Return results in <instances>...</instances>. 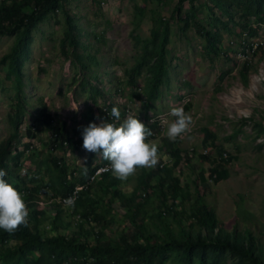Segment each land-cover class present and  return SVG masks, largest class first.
<instances>
[{
  "label": "rangeland",
  "instance_id": "obj_1",
  "mask_svg": "<svg viewBox=\"0 0 264 264\" xmlns=\"http://www.w3.org/2000/svg\"><path fill=\"white\" fill-rule=\"evenodd\" d=\"M222 1L226 10L209 0H199L196 4V22L218 32L221 39L218 44L220 52L208 55L205 49L207 40L197 33L193 22L185 28L191 8L188 1L182 6L181 14L173 17L179 0H68L65 7L78 26L79 53L84 55L83 64L77 59H66L62 54L66 30L62 10L35 29L29 60L24 66L23 96L28 112L20 129L27 142V130L38 119L42 99L49 113L58 122L66 124V131L71 137H76L80 129L83 131L91 123L99 125L105 121L102 111L108 106L118 107L121 117L115 123L117 126L128 115L138 118L153 132L151 140L158 143L161 156L170 157L168 161L161 159L160 165L169 168L180 187L192 194L184 209L189 211L194 205L197 195L194 183L202 172L206 174L210 187H202L198 183L197 192H203L223 228L228 232H251L264 249V132L259 134V128L255 125L258 121L264 125V23L261 24L253 14L255 8L251 0ZM261 13L264 15V5ZM166 23L169 26L167 75L160 86L158 98L148 101L144 89L150 78L148 70L154 61L143 65L137 88L127 85V75L145 55V45L153 48L154 27ZM251 29L258 34L252 36L247 31ZM15 41L13 36L0 37V61L11 51ZM259 47H262V52L258 50ZM247 64L250 65L249 82L245 85L241 73ZM5 75L6 72L0 67V143L12 132L9 116L16 102L15 83L5 80ZM256 77L259 81L255 83ZM96 87L102 93L93 96L91 92L94 94ZM136 91L141 94L140 99L135 98ZM74 103L79 105L78 112L71 109ZM186 106H189L186 112L193 117L191 130L183 138L171 142L164 135L161 121L172 119L169 116L171 108L185 109ZM154 122L159 127L151 128ZM36 127L40 130L35 142L38 146L36 151L42 152L35 159V168L37 162L47 158L62 159L65 164L73 166L80 162L85 166L83 163L87 158L94 167L103 161L101 156L83 148L75 153L60 151L50 156L49 146L42 138L50 135L39 125ZM202 128L215 133L227 155L237 157V160L230 161L227 156L222 162L212 147L203 148ZM166 141L176 144L181 150L183 161L180 165L174 164L175 157L171 148L166 146ZM201 155H207L209 159L204 160ZM218 162L229 171L230 179L214 185L209 177L210 169ZM81 168L79 166L78 169ZM149 170L152 169L139 170L114 189L123 195L114 201L115 223L106 230L108 238H117L129 227V211L121 203L136 190L139 195L147 189L153 198L149 206L150 221L163 208L162 202L155 197V189L140 185ZM35 175L34 171H30L27 178ZM161 175L166 177L165 173ZM38 180L44 183L43 179ZM158 182L159 179L153 180L151 186ZM92 188L93 195L102 194L100 181ZM165 191L169 195L172 193L170 188ZM177 202L181 205V199ZM101 208L102 205L99 206ZM48 210L58 211L54 206ZM62 216L71 223L72 234L86 238L77 226L81 222L74 215L65 210ZM50 225L47 220L42 223L41 233L45 237L55 233ZM95 229L100 231V224ZM233 261L232 257L228 258V264Z\"/></svg>",
  "mask_w": 264,
  "mask_h": 264
},
{
  "label": "trees",
  "instance_id": "obj_2",
  "mask_svg": "<svg viewBox=\"0 0 264 264\" xmlns=\"http://www.w3.org/2000/svg\"><path fill=\"white\" fill-rule=\"evenodd\" d=\"M67 1L3 0L0 3V37L13 36L16 38L11 51L0 61V67L6 72L5 80H13L16 90V102L9 116L12 132L0 143V169L7 173L5 179L8 183L18 191L20 189V192H26L24 199L30 209L29 227L22 226L13 236L0 230V264H65L76 257L93 259V264H228L229 257L234 260L231 264H264V249L257 238L249 231L244 233L226 231L216 211L205 200L203 192L201 193L200 190L197 192L198 183L202 187H210L206 174L202 172L198 174L197 181L194 183L197 193L194 205L187 211L184 205L190 200L192 194L188 189L184 190L180 187L172 171L161 165L148 171L143 176L140 185L144 188L155 189V197L162 202L163 208L156 212L155 218L150 221L149 206L152 205L153 198L147 196L143 202H138L139 195L136 190L130 198L121 203L129 211L127 216L129 227L123 230L117 238H108L106 230L115 223L114 201L123 194L119 191L115 192L114 189L118 188L121 181L114 178L112 174L106 175L101 181L102 194L93 195V182L87 187V182L94 171L89 158L81 170L78 169V163L69 167L62 159L47 158L36 163L35 170H31L36 175L31 179H28L27 175L23 178L24 176L20 174V171L26 167L25 163L30 161L35 164V159L42 152L37 153L36 151L38 146L35 142L40 132L37 125L47 133L58 134V137L64 136L63 143L57 148L58 151L49 148L50 156L60 151L66 154L75 153L83 147L82 130H79L80 133L76 134V137L69 136L66 124L58 122L49 113L43 99L40 103L36 124L34 123V126L27 130L29 142H25L26 139L20 129L28 112V105L23 96V76L24 66L31 53L35 29L47 21L51 15L62 10L65 14L66 26L61 46L62 54L66 59H77L80 64H83L84 55L79 53L81 43L78 26L75 18L66 10ZM187 1L191 8L189 16L186 17L185 28L193 22L197 33L207 40L205 49L208 55L218 54L220 52L218 44L221 43L219 33L196 22L198 12L196 4L199 0H179L173 11V17L181 14L182 6ZM209 1L224 10L227 9L222 0ZM251 4L255 8L253 13L255 17L261 24L264 23V15L261 13L264 0H251ZM247 31L252 36L258 34L256 30ZM168 35L167 23L159 27L155 26L152 30L153 48L145 45V55L127 75V85L137 88L143 65L154 61L148 70L150 78L144 89L148 101L158 98L160 86L167 75ZM258 50L263 51L262 47ZM249 70L250 65L247 64L241 73L245 85L249 82ZM101 93V89L97 87L94 89V94L91 92L93 96L101 95ZM134 96L136 99L141 98V94L137 91ZM112 108L113 106H108V111ZM188 110L189 106H186L185 111ZM110 113L111 111L108 117L105 111H102L106 120L112 117ZM255 125L259 128V134L264 132L262 121L255 122ZM157 126L156 123L150 125L151 128ZM202 132L204 134L202 147L205 149L212 147L220 161H225L228 155L220 145L219 137L207 128H202ZM42 138L45 142V137ZM165 144L171 148L175 157L174 164L180 165L183 160L180 156L181 150L176 144L168 141ZM201 158L209 159L207 155H201ZM186 159L191 161L189 158ZM228 159L235 161L237 157L230 155ZM76 170H78L77 175H75ZM162 173L166 174L165 178L161 176ZM209 177L212 184L218 185L229 180L230 173L218 162L210 169ZM38 179H43L44 183ZM155 179H159V182L152 187V181ZM79 184L85 185V190L78 195L79 199L74 208L66 209L57 204L52 205L58 209L55 218L37 209V201L41 193L48 194L51 191L53 193L51 199L57 202V197L62 199L72 197L75 187ZM166 188L172 190L170 195L166 193ZM169 199L173 202L172 208L166 204ZM178 199H181V205L176 204ZM100 205H102L101 209H99ZM65 210L74 215L76 219L82 217L81 223L78 222L77 226L85 235V239L76 233L68 235L72 226L62 216ZM44 220L51 223L50 229L55 232L53 236L45 237L41 233ZM97 224L101 226L100 231L95 229ZM73 263L82 264L76 261Z\"/></svg>",
  "mask_w": 264,
  "mask_h": 264
},
{
  "label": "clouds",
  "instance_id": "obj_3",
  "mask_svg": "<svg viewBox=\"0 0 264 264\" xmlns=\"http://www.w3.org/2000/svg\"><path fill=\"white\" fill-rule=\"evenodd\" d=\"M71 109L78 112L79 105L74 103ZM107 110L108 108H105V112L109 117V112ZM110 115L112 116L110 119L113 120L111 121L113 123H110L109 120H105L99 125L91 123L82 131V148L89 153H94L96 156H101L103 160L96 167L92 165L94 171L87 182V187L92 182L93 186L98 181L101 182L102 178L109 174H112L114 178L122 182L127 181L129 178L136 175L139 170H153L160 165L161 159L164 161L170 159L167 155L161 156L158 143L151 140L153 132L138 118L128 115L127 118L117 126L115 123L120 120V109L118 107H113ZM169 116L172 119H162L161 121L165 129L164 135L169 141L176 142L178 139L183 138L186 133L190 132L191 126L193 125V117L190 113H187L183 107L171 108ZM157 125L159 127V124ZM48 133L50 136L45 137V143H47L51 149V137L53 135L50 132ZM60 140V144H62L63 138L60 137ZM85 163L86 162H84L83 165H85ZM66 165L69 167L72 166L71 164L69 165V163ZM78 166L84 167L81 165V162L78 163ZM161 167H164V164H161ZM24 169L26 173L23 172ZM33 169L35 170L33 164L30 167H24L21 170L22 176L25 177L28 172ZM77 171L78 170H76L75 175H77ZM6 175L7 173L0 169V230L8 233L9 236H13L22 226L29 227L30 209L24 199L26 192H20V189L18 191L13 185L8 183L5 179ZM77 186L82 187L79 194L85 190V185L82 186L79 184ZM149 193V190L141 191L138 202H143L147 196H149ZM52 195L53 193L51 191H49L48 194L41 193L37 201V209L45 212L46 215L52 218H55L57 214V211L48 210L52 205L57 204L62 208L70 209L74 208L76 205L75 203L79 199V196L76 201L75 196L69 197L63 201L64 206L58 202V200L62 198L57 197V202H54V200L51 199ZM176 204L179 203L176 202ZM167 205L169 208H172L173 202L168 201ZM163 212L165 211L163 210ZM164 215H166V213H164ZM77 220L81 222L82 217L80 216ZM70 234L71 232L69 231L68 235ZM88 260H91L93 264L94 260L87 257H76L73 260L65 262V264H75L73 261L86 264Z\"/></svg>",
  "mask_w": 264,
  "mask_h": 264
},
{
  "label": "built area",
  "instance_id": "obj_4",
  "mask_svg": "<svg viewBox=\"0 0 264 264\" xmlns=\"http://www.w3.org/2000/svg\"><path fill=\"white\" fill-rule=\"evenodd\" d=\"M255 47H258V45L255 44ZM54 137H51V149L54 150V149H57L61 140H60V137H58V134H53ZM27 142H29V139H27ZM58 151V149L56 150ZM32 164L30 161H27L25 163V166L26 167H30ZM24 173H26V170L24 169L23 170ZM82 190V187L81 186H77L75 191H74V194L73 196H75V201L77 200L78 198V194L79 192ZM69 198V197H68ZM67 199V198H64V199H59L58 202L61 203L62 205H64L63 201ZM65 206V205H64ZM86 264H92V261L91 260H88V262Z\"/></svg>",
  "mask_w": 264,
  "mask_h": 264
},
{
  "label": "bare ground",
  "instance_id": "obj_5",
  "mask_svg": "<svg viewBox=\"0 0 264 264\" xmlns=\"http://www.w3.org/2000/svg\"><path fill=\"white\" fill-rule=\"evenodd\" d=\"M254 81H255V83L258 82V81H259V78L256 77V78L254 79Z\"/></svg>",
  "mask_w": 264,
  "mask_h": 264
}]
</instances>
